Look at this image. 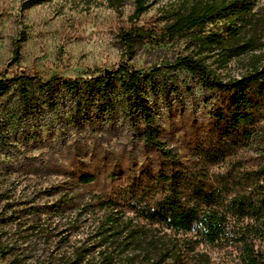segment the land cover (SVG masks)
I'll return each instance as SVG.
<instances>
[{
    "label": "trees",
    "instance_id": "obj_1",
    "mask_svg": "<svg viewBox=\"0 0 264 264\" xmlns=\"http://www.w3.org/2000/svg\"><path fill=\"white\" fill-rule=\"evenodd\" d=\"M124 3L109 0L116 10ZM134 6L132 25L120 31L127 47L144 37L138 20L146 0ZM169 20L168 33L195 47L174 68L210 94V123L185 154L162 139L150 95L159 69H138L129 57L109 74L97 68L88 77L0 74V147L10 138L43 145L39 135L49 123L57 130L56 115L76 134L100 120L130 122L132 138L159 154L155 169L118 184L112 197H97V243L88 249L95 257L74 251L68 264H264V4L184 0ZM233 64L237 74L229 73ZM158 89L178 88L164 81Z\"/></svg>",
    "mask_w": 264,
    "mask_h": 264
},
{
    "label": "rangeland",
    "instance_id": "obj_2",
    "mask_svg": "<svg viewBox=\"0 0 264 264\" xmlns=\"http://www.w3.org/2000/svg\"><path fill=\"white\" fill-rule=\"evenodd\" d=\"M182 1L146 0L138 20L144 37L127 47L120 31L132 25L134 0L119 10L109 0H0V74L88 77L90 70L111 71L129 57L138 69H159L150 95L162 139L185 154L210 123V94L174 68L179 56L195 51L186 37L171 36L165 27ZM237 72L231 65L229 73ZM164 81L177 91L158 89ZM51 119L57 130L49 123V131L39 135L43 145L10 138L0 147V264H68L74 251L86 249L92 260L94 220L102 213L97 197H112L128 178L159 163L155 149L132 138L130 122L100 120L76 134L56 115ZM86 174L93 180H81Z\"/></svg>",
    "mask_w": 264,
    "mask_h": 264
},
{
    "label": "water",
    "instance_id": "obj_3",
    "mask_svg": "<svg viewBox=\"0 0 264 264\" xmlns=\"http://www.w3.org/2000/svg\"><path fill=\"white\" fill-rule=\"evenodd\" d=\"M110 72H111V71H109V70H106V73H107V74H109Z\"/></svg>",
    "mask_w": 264,
    "mask_h": 264
}]
</instances>
